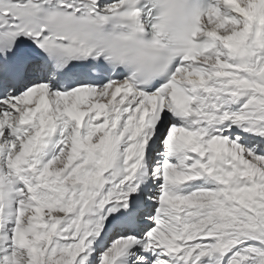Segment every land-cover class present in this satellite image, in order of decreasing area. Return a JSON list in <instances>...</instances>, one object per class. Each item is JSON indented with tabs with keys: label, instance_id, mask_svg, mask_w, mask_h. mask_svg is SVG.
Here are the masks:
<instances>
[{
	"label": "snow or ice",
	"instance_id": "obj_1",
	"mask_svg": "<svg viewBox=\"0 0 264 264\" xmlns=\"http://www.w3.org/2000/svg\"><path fill=\"white\" fill-rule=\"evenodd\" d=\"M0 264H264V0H0Z\"/></svg>",
	"mask_w": 264,
	"mask_h": 264
}]
</instances>
